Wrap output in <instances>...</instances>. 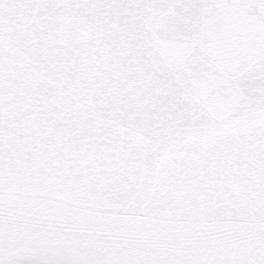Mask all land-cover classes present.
<instances>
[{"label":"water","instance_id":"obj_1","mask_svg":"<svg viewBox=\"0 0 264 264\" xmlns=\"http://www.w3.org/2000/svg\"><path fill=\"white\" fill-rule=\"evenodd\" d=\"M0 264H264V0H0Z\"/></svg>","mask_w":264,"mask_h":264}]
</instances>
